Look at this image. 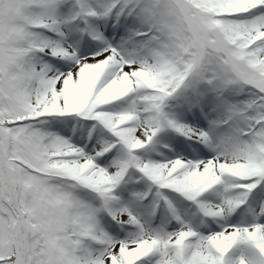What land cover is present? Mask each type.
<instances>
[{
	"label": "snow or ice",
	"instance_id": "6c2138e0",
	"mask_svg": "<svg viewBox=\"0 0 264 264\" xmlns=\"http://www.w3.org/2000/svg\"><path fill=\"white\" fill-rule=\"evenodd\" d=\"M0 264H264V0H0Z\"/></svg>",
	"mask_w": 264,
	"mask_h": 264
}]
</instances>
